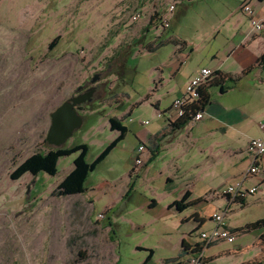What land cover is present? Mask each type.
I'll list each match as a JSON object with an SVG mask.
<instances>
[{
  "label": "rangeland",
  "instance_id": "1",
  "mask_svg": "<svg viewBox=\"0 0 264 264\" xmlns=\"http://www.w3.org/2000/svg\"><path fill=\"white\" fill-rule=\"evenodd\" d=\"M222 1L232 7L231 0ZM183 4L179 32L190 35L193 18L199 29H207L210 21L200 22L194 14L216 1ZM169 6L168 0H0V264H168L178 257L182 239L198 240L197 233L188 235L194 224L181 223L192 209L177 213L167 207L186 179L196 183L195 197L203 195L200 174L209 164L197 149L205 144L192 148L186 162L168 148L130 175L135 135L163 122L144 102L156 59L145 54L137 37L148 29L147 42L154 31L163 32L154 11L170 24ZM89 86L96 90L80 111L81 127L64 146L86 145V162L92 163L118 136L109 129V118L126 115L127 134L89 174L85 193L52 196L77 154L60 158L54 176L26 173L11 180L27 157L51 148L45 142L50 114ZM257 96L264 100V93ZM258 189L244 207L232 206L230 227L264 218V193H259L264 189ZM200 213L206 218L202 230L209 229L206 212ZM259 234L255 239L239 233L205 255L213 256L210 264H264Z\"/></svg>",
  "mask_w": 264,
  "mask_h": 264
},
{
  "label": "crops",
  "instance_id": "2",
  "mask_svg": "<svg viewBox=\"0 0 264 264\" xmlns=\"http://www.w3.org/2000/svg\"><path fill=\"white\" fill-rule=\"evenodd\" d=\"M168 1L171 3L175 0ZM176 1L168 29H163L161 33L158 30L154 31L147 42L145 38L148 36V29H145L147 35L143 33L137 37H140L139 46L145 54L156 59L154 63L156 76L152 81L153 87L148 90L144 102L150 104L155 117L163 122L156 123L150 131L139 132L135 135L138 145L133 152L135 156L138 146L143 145L144 151L138 154V157L148 164L153 162L161 151L170 148L177 158L186 162V159L189 160L187 153L192 148L205 144L204 148L197 149L199 156L209 164V167L202 169V174H200L202 178H200L199 185L203 190V195L195 197L193 188L196 183L186 179L179 198L167 207L168 210H174L177 213L192 209L191 213L181 220V223L192 222L194 228L188 235L190 237L193 233H197L198 240L190 244L185 238L182 239L178 257L167 261L168 264H178L197 250L199 234L209 232L214 228L210 218L215 212L226 211L225 223L230 230H243L256 222L247 223L243 228L230 227L227 215L232 212V206L244 207L248 197L252 198L258 192V188L264 189V158L258 162L260 172L243 179L251 163V158L246 151L248 141L264 138V133L259 129V125L264 123V100L259 102L257 98V94L264 93V63L257 65L258 58L264 53V31H253L249 20L240 11L241 5L247 2L253 9L254 17L259 20L264 19V0H231L232 7H228L225 1L215 0L216 4L210 9L194 14L200 22L210 21L208 28L199 29L193 18L194 27L188 36L182 35L178 30L184 0ZM154 16L158 22L159 17L155 11ZM219 35L221 38L217 41ZM172 41L183 45H173ZM200 69L220 72L231 78L240 76L246 71L248 73L234 85L226 83L223 86L224 93H221L218 87L210 88L208 91L210 102L202 113V119L190 129L185 127L171 132L167 128V120H175L174 114L170 112L172 102L183 95L187 82ZM140 104L141 102L135 105ZM130 113L131 110L128 114ZM80 116L83 121V115ZM125 116L123 115L120 119H124ZM257 118L261 120L259 123L256 122ZM252 126L256 128L254 135L250 132ZM240 145H243V149H240ZM156 146H158V151L149 161L151 151H154ZM197 166L200 167V165ZM175 169L179 170L177 167ZM137 173L138 171L133 170L132 167L130 175ZM166 181L172 182V179L167 178ZM238 183L242 184L241 196L228 204L227 197L223 196L222 192L227 186H234ZM259 193H264V191ZM185 194H188L184 202L187 206L179 211L176 204ZM256 200L259 201L258 198ZM154 206L155 202L152 201L149 207ZM209 207L210 210H207ZM202 211L206 212L207 220L211 224V227L206 230H202L206 223V218L200 213ZM249 233L254 234L257 239V233L264 234V229ZM208 249L202 254L206 264L213 261V256L205 255Z\"/></svg>",
  "mask_w": 264,
  "mask_h": 264
},
{
  "label": "trees",
  "instance_id": "3",
  "mask_svg": "<svg viewBox=\"0 0 264 264\" xmlns=\"http://www.w3.org/2000/svg\"><path fill=\"white\" fill-rule=\"evenodd\" d=\"M173 45H183L176 41L171 42ZM54 43L50 45L53 46ZM264 63V53L258 58L257 65ZM248 71L243 72L240 76L231 78L227 77L220 72H214L210 79L197 89V98L192 101L186 102L183 107L184 114L174 120H167V128L171 131H179L194 118L198 113H203L204 109L209 105L210 95L209 89L212 87L220 88V92L224 93L223 86L226 83L230 85L236 84L239 79L246 75ZM123 119H116L114 117L108 119V126L110 131L118 133V136L101 152V154L92 162H86L87 146L84 144H76L69 147H61L59 149H47L45 152H37L27 157L10 175L11 180H17L24 174L28 173L32 176H36L39 173H44L48 176H54L57 173V161L62 157H67L73 154H77L72 163V170L66 175V177L59 183V185L52 192V196L55 198H63L69 196H76L85 193V183L90 173H92L96 167L109 155V153L125 138L127 129L122 125ZM46 142V141H45ZM158 151V146L151 151V159L155 157ZM188 194H185L182 200L176 204L177 209L180 211L187 204L184 202L187 200ZM182 204L184 206H182ZM264 229V219H260L245 229L230 230L231 233L238 235L239 233H249ZM112 232V231H111ZM260 242L264 241V234L258 236ZM152 251H149L147 261L151 258ZM260 264V263H255Z\"/></svg>",
  "mask_w": 264,
  "mask_h": 264
},
{
  "label": "built area",
  "instance_id": "4",
  "mask_svg": "<svg viewBox=\"0 0 264 264\" xmlns=\"http://www.w3.org/2000/svg\"><path fill=\"white\" fill-rule=\"evenodd\" d=\"M176 3V0L170 3V13H172L175 9ZM240 11L249 20L250 26L253 31H264V19L259 20L254 17L253 9L249 3L244 2L241 5ZM136 19V16L131 17L132 21H136ZM158 23L163 29L169 28V22L165 19L160 18ZM213 73L214 72L209 69H200L195 74V76L187 82L183 95L175 99L171 105V110L173 111L175 120L180 118L184 114L183 107L185 106L186 102L195 100L197 98V89L202 86L206 82V80L210 79ZM201 119L202 113H198L185 127L187 129H190ZM259 129L264 133V123L259 125ZM143 151L144 146H138L137 154L134 156L133 170L134 168H137L142 164V160L138 157V154L142 153ZM246 151L251 158V163L246 170L243 179L247 178L248 176L257 175L260 172L258 162L260 161V159L264 158V138L250 139L246 146ZM241 187L242 184L238 183L234 186H227L223 190L222 195L227 197L228 204L233 203L239 196H241ZM225 214L226 211H218L211 215L210 219L214 224V228L209 232H201L199 234V246L197 250L193 254L185 258L184 261L178 264H206L202 255L206 249L218 243L234 242L236 235L231 233L230 229L227 227L225 223Z\"/></svg>",
  "mask_w": 264,
  "mask_h": 264
},
{
  "label": "water",
  "instance_id": "5",
  "mask_svg": "<svg viewBox=\"0 0 264 264\" xmlns=\"http://www.w3.org/2000/svg\"><path fill=\"white\" fill-rule=\"evenodd\" d=\"M90 101V93L80 94L64 101L50 114V125L45 137L53 149L63 147L72 134L81 127L82 118L75 108Z\"/></svg>",
  "mask_w": 264,
  "mask_h": 264
},
{
  "label": "flooded vegetation",
  "instance_id": "6",
  "mask_svg": "<svg viewBox=\"0 0 264 264\" xmlns=\"http://www.w3.org/2000/svg\"><path fill=\"white\" fill-rule=\"evenodd\" d=\"M95 90H96V89L94 88V86H89V87L86 88L85 90H82V91H80V92H77V93L74 94V95L69 96V97L66 99V101H67L68 99H70V98H73V97H76V96H78V95H80V94H85V93H90V99H91V97H92L93 94L95 93ZM86 103H87V101L84 102V104H86ZM84 104H83V105H84ZM83 105H81V106L75 108L77 114H80V111H81Z\"/></svg>",
  "mask_w": 264,
  "mask_h": 264
}]
</instances>
